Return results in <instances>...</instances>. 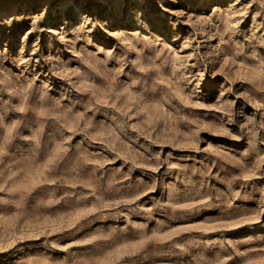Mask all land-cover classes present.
Listing matches in <instances>:
<instances>
[{"label": "rangeland", "instance_id": "rangeland-1", "mask_svg": "<svg viewBox=\"0 0 264 264\" xmlns=\"http://www.w3.org/2000/svg\"><path fill=\"white\" fill-rule=\"evenodd\" d=\"M0 264H264V0H0Z\"/></svg>", "mask_w": 264, "mask_h": 264}]
</instances>
